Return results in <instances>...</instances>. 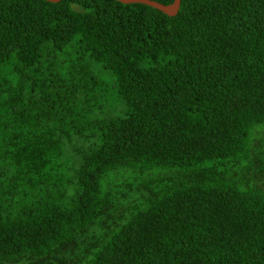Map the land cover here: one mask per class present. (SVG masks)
<instances>
[{"label":"trees","instance_id":"obj_1","mask_svg":"<svg viewBox=\"0 0 264 264\" xmlns=\"http://www.w3.org/2000/svg\"><path fill=\"white\" fill-rule=\"evenodd\" d=\"M0 264H264V0H0Z\"/></svg>","mask_w":264,"mask_h":264},{"label":"water","instance_id":"obj_2","mask_svg":"<svg viewBox=\"0 0 264 264\" xmlns=\"http://www.w3.org/2000/svg\"><path fill=\"white\" fill-rule=\"evenodd\" d=\"M123 2H144L151 5H154L156 7H159L160 9L164 10L165 12H175L179 8L180 0H174V2L170 5H166L163 3H160L156 0H121Z\"/></svg>","mask_w":264,"mask_h":264}]
</instances>
